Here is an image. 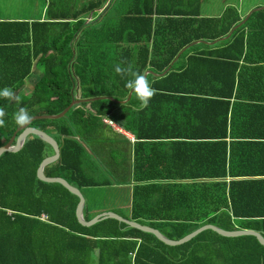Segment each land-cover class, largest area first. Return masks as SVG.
Here are the masks:
<instances>
[{"label": "trees", "instance_id": "1", "mask_svg": "<svg viewBox=\"0 0 264 264\" xmlns=\"http://www.w3.org/2000/svg\"><path fill=\"white\" fill-rule=\"evenodd\" d=\"M45 16L0 21V145L30 116L96 97L29 123L57 143L45 176L84 197L113 184L103 173L121 175L128 218L169 239L207 223L264 238V8L222 39L241 19L235 8L199 16L198 0H49ZM216 39L171 63L188 43ZM33 65L39 76L12 100ZM52 152L28 134L19 150L0 154V264H264L252 235L205 229L167 245L113 218L79 224L77 196L36 177ZM91 207L84 200L85 220Z\"/></svg>", "mask_w": 264, "mask_h": 264}, {"label": "water", "instance_id": "2", "mask_svg": "<svg viewBox=\"0 0 264 264\" xmlns=\"http://www.w3.org/2000/svg\"><path fill=\"white\" fill-rule=\"evenodd\" d=\"M260 9V7H256L253 8L252 10H250L238 23H236L232 28H230V30L227 32V34L225 36H223L222 38H226L230 32L236 28L237 26H239L249 15V13H251L254 10ZM202 40H196V41H192L189 44L185 45L183 48H181L177 54L174 56V58L172 59L171 63L177 58L178 54L185 49L187 46L195 43V42H199ZM215 40L213 41H202V42H206V43H213ZM169 66H167L159 75L164 74L167 70H168ZM147 73H151L150 70H145L142 74L141 80L139 83H137L136 85L132 86L129 91L127 92V95L125 97L124 100L118 101V102H125L129 96L130 93L138 88L144 81L145 79V75ZM96 97H92V98H87V99H71L70 102L58 113L56 114H43V115H33L28 117L21 125L17 126L15 131L12 133V135L9 137V139L2 145H0V154L3 152H15L17 150H19V148L22 145V142L24 140V138L28 135V134H34L36 136H38L40 139L44 140L45 142H47L51 148H52V154L42 158V160L39 162L37 168H36V177L42 181L45 182H56L61 184L64 188H66L69 192H71L72 194L76 195L78 200L77 203L75 205L74 208V215L75 218L77 220V222L81 225L87 226L90 225L98 220L101 219H105V218H114L118 221H121L123 223H125L128 226L134 227L138 230L144 231V232H149L152 233L158 240H160L161 242H163L164 244L167 245H178L181 243H184L186 241H188L189 239H191L193 236H195L197 233H199L202 230L205 229H210L214 232H216L219 235L222 236H227V237H234V236H240V235H252L256 238V240L262 245L264 246V238L263 236L255 230L252 229H235V230H224L216 225L213 224H203L198 226L197 228L193 229L192 231L188 232L187 234L181 236L178 239H169L167 237H165L163 234H161L157 229H154L152 227H149L147 225H142L139 224L135 221L126 219L121 217L120 215L112 212V211H102L97 213L96 215H94L93 217H91L88 220H84L82 217V208H83V204H84V198L83 195L81 194V192L74 186L70 185L69 183H67L63 178L61 177H50V176H45L43 174V167L45 165H47L48 163H51L53 161H55L58 157V147H57V143L56 141L49 136L45 131L39 130L37 128H34L32 126L29 125V123L34 120V119H38V118H58L61 117L71 106H73L74 104L79 103L80 101L83 100H92L95 99ZM110 100L117 102V100H114L112 98H110ZM18 131V133L16 134V132Z\"/></svg>", "mask_w": 264, "mask_h": 264}, {"label": "crops", "instance_id": "3", "mask_svg": "<svg viewBox=\"0 0 264 264\" xmlns=\"http://www.w3.org/2000/svg\"><path fill=\"white\" fill-rule=\"evenodd\" d=\"M79 1L82 2L83 0H79ZM27 2H28V5L26 4L25 6H21L20 8H17V10H15V12H13V13H15V15H11V13H7V12H9V10H8V2L7 3H2V5H0V21H4V20H23V21L30 22V21H33V20H43V19H45V17H46L45 16V11H46V7L48 5L49 0H28ZM202 2H203V0H198V14H199V16H218V15L221 14V12L224 10V8H226L227 6H232V7L235 8V10H236L239 18L242 19V17H244L253 8H256V7L264 8V0H210L209 4H208V1H206L205 4L202 3ZM219 39H222V37L219 38ZM217 40L218 39H216L215 41H217ZM195 43H197V42H195ZM195 43H193V44H195ZM213 43H208V45H212ZM193 44H191V45H193ZM214 45L217 46L216 43ZM189 46H187V47H189ZM194 49H196V48H194ZM32 68H34L37 71V69L34 67V65L32 66ZM31 75H32V73H31ZM29 77L23 79L20 88L17 91H15L13 93V95H16L19 91H21V89L23 87H25L24 82L27 79H29ZM35 79H34V81H35ZM31 87H32V85H31ZM31 87H30V89H31ZM103 118H106V117H103ZM105 124H107V123H105ZM113 124H114V126L119 127L114 122H113ZM109 126H111V125H109ZM111 127H112L113 130H115V132H117V134H123L124 136H126L127 138H129L130 141L133 140L132 139V135L129 134L128 132H125L120 127L119 128L121 129V131L116 130L115 127H113V126H111ZM83 198L85 200V197H83ZM125 206H126V210L128 212V214L126 216L118 213L117 211H113V210H110V209H107V208L106 209H98V208L91 207V211L92 212H96V214L99 213V212H102V211H112V212L120 215L123 218L129 219L128 218V216H129V199L125 203ZM108 218H110V217H108ZM119 222H121V221H119ZM142 225H144V224H142ZM87 226H89V225H87ZM129 254H130V257H132V253H129ZM96 256H97V251H96V249H94L93 251H91V258L93 260H95Z\"/></svg>", "mask_w": 264, "mask_h": 264}, {"label": "rangeland", "instance_id": "4", "mask_svg": "<svg viewBox=\"0 0 264 264\" xmlns=\"http://www.w3.org/2000/svg\"><path fill=\"white\" fill-rule=\"evenodd\" d=\"M27 1L28 0H0V5H2V3L8 2L9 12L7 13L15 15V13L13 12H15V10H17V8H20L21 6H25L26 4L28 5ZM206 1H208L209 4L210 0H203L202 3L205 4ZM31 72L32 75L29 77V79L24 82L25 87H23L21 91H19L16 95H13L12 100L24 99L26 97L34 79L39 76L38 70L36 71L34 68H32ZM103 174L105 176L110 175L112 179L114 178L113 184L107 186L93 187L89 190L87 189L83 191L85 201L88 202V204H91L93 208H107L113 211H117L118 213L126 216L128 212L126 210L125 203L129 199L130 187L126 183L117 180V178L121 175H114L108 173Z\"/></svg>", "mask_w": 264, "mask_h": 264}, {"label": "built area", "instance_id": "5", "mask_svg": "<svg viewBox=\"0 0 264 264\" xmlns=\"http://www.w3.org/2000/svg\"><path fill=\"white\" fill-rule=\"evenodd\" d=\"M102 120H103V122L107 123L108 125L115 127L116 130L121 131V129L119 127L114 126L113 122L110 119L103 118Z\"/></svg>", "mask_w": 264, "mask_h": 264}]
</instances>
